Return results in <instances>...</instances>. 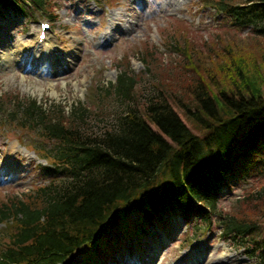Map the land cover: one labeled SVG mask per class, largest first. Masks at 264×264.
Returning a JSON list of instances; mask_svg holds the SVG:
<instances>
[{
    "label": "trees",
    "instance_id": "1",
    "mask_svg": "<svg viewBox=\"0 0 264 264\" xmlns=\"http://www.w3.org/2000/svg\"><path fill=\"white\" fill-rule=\"evenodd\" d=\"M213 1L218 14L264 37V0ZM0 5L54 20L47 0ZM240 53L219 64L216 91L197 80L190 98L174 95L170 103L156 90L142 110L132 104L135 79L121 71L110 88L125 108L97 130L83 104L65 115L35 99L11 101L7 111L0 101L4 122L42 140L34 150L45 161L38 172L46 180L0 204V264H70L90 247L109 252L104 236L111 229L132 238L144 225L161 226L170 216L199 220L204 229L217 220L223 234L247 243L253 264H264V237L254 238L260 223L217 206L224 187L264 179V65ZM141 60L148 68L146 56ZM257 193L264 200V186ZM134 210L136 218L129 219Z\"/></svg>",
    "mask_w": 264,
    "mask_h": 264
},
{
    "label": "rangeland",
    "instance_id": "2",
    "mask_svg": "<svg viewBox=\"0 0 264 264\" xmlns=\"http://www.w3.org/2000/svg\"><path fill=\"white\" fill-rule=\"evenodd\" d=\"M212 1L47 0L46 10L54 20L46 40L33 48L42 56L40 66L45 71H37L34 63L21 67L20 61L30 62L27 55L32 52H17V46L33 40L40 17L29 19L0 7V54L10 53L5 62L0 61L2 109L7 111L11 101L35 99L47 110L61 107L68 115L74 106L83 104L92 111L91 129L97 130L125 108L110 88L121 71L135 79L132 104L142 110L150 92L156 90L170 103L176 102L174 95L190 98L197 80L209 83L216 91L214 81L222 80L219 64L240 52L264 65V37L254 34L251 26L239 27L216 13L210 7ZM260 71L264 75L263 67ZM261 92L264 95V83ZM172 105L191 131L200 134L185 120L177 103ZM4 121L0 116V204L46 182L38 172L45 162L34 151L42 140L32 131ZM234 186L222 189L218 208L257 220L260 230L254 238L264 237V200L257 193L264 179L235 181ZM205 226L208 229L193 218L168 217L161 228H146L141 241L109 230L104 237L112 253L106 256L91 247L76 255L72 264H84L89 253L100 259L99 264H146L154 248L158 250L153 264H188L191 256L195 264H214L219 259L216 264H253L244 251L246 242L223 234L215 219ZM3 228L0 226V231ZM2 241L1 235L0 247ZM134 244L135 251L130 252Z\"/></svg>",
    "mask_w": 264,
    "mask_h": 264
},
{
    "label": "bare ground",
    "instance_id": "3",
    "mask_svg": "<svg viewBox=\"0 0 264 264\" xmlns=\"http://www.w3.org/2000/svg\"><path fill=\"white\" fill-rule=\"evenodd\" d=\"M37 35H38V32L34 35L35 40L33 38V40L29 41L27 44H22L21 46H17V48H18L17 52H21V51H26V53L32 52V55L31 54L27 55V56H31L30 57V62H29V59H23V60L20 61L19 65L21 67L25 68V67H30L31 63H34L36 65V67H37L36 68L37 71H45L44 67L40 66L41 65V61H42V56L39 55L40 54L39 52H35L33 50V48H37V46L39 45L38 40H37ZM49 45H52V44L50 43ZM26 49H28V51ZM43 49H45V47ZM49 54L52 55L53 53L50 52ZM7 55L9 56L10 53L7 52V54H5V55L3 53L0 54V61L5 62L6 61L5 59L8 58ZM55 68H57V66H55ZM157 250H158V248H154L152 256H150L151 260H153V256L156 255ZM151 260H150V263H148V262H145V263L146 264H153V261H151ZM220 261H221V259L216 260L213 263L216 264V263H219ZM187 262H188V264H195L193 256L187 258ZM197 264H200V263H197Z\"/></svg>",
    "mask_w": 264,
    "mask_h": 264
}]
</instances>
